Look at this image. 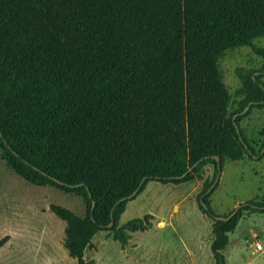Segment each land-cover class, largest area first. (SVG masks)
<instances>
[{"label": "trees", "instance_id": "1", "mask_svg": "<svg viewBox=\"0 0 264 264\" xmlns=\"http://www.w3.org/2000/svg\"><path fill=\"white\" fill-rule=\"evenodd\" d=\"M262 37L264 0H0V156L27 183L83 199L84 216L49 206L76 264H89L100 232L124 247L151 228L149 214L119 225L149 181L185 182L207 164L215 180L226 159L264 155V139L256 152L239 125L264 107V47L253 46L257 72L238 73L244 114L229 113L219 68L225 51ZM212 183L199 208L212 221L213 264H226L228 234L264 213V196L223 221Z\"/></svg>", "mask_w": 264, "mask_h": 264}, {"label": "rangeland", "instance_id": "2", "mask_svg": "<svg viewBox=\"0 0 264 264\" xmlns=\"http://www.w3.org/2000/svg\"><path fill=\"white\" fill-rule=\"evenodd\" d=\"M253 46L264 47V37L225 51L219 60L231 97L229 113L246 106L244 96L238 93L242 84L238 73L249 76L261 66L262 59ZM239 125L257 152L264 139V107L252 108ZM214 176V165L207 164L185 182L163 185L149 181L127 202L119 225L149 214L151 228L130 233L124 247L110 233L100 232L92 240L94 247L85 252V260L89 264H213L212 221L199 208L198 197ZM218 176L208 200L216 216H227L240 203L264 196V155L226 159ZM50 204H59L79 216L85 214L80 196L27 183L0 156V238L9 236L0 246V264L77 263L63 247L65 222L50 211ZM228 235L229 242L222 250L226 264H264V213L244 215ZM255 243H260L262 250H255Z\"/></svg>", "mask_w": 264, "mask_h": 264}, {"label": "water", "instance_id": "3", "mask_svg": "<svg viewBox=\"0 0 264 264\" xmlns=\"http://www.w3.org/2000/svg\"><path fill=\"white\" fill-rule=\"evenodd\" d=\"M262 102L264 103V99H263ZM250 105H251V103L249 102V103L245 106V108L240 112V114H244V113L247 111V109L249 108ZM235 117H236V116H234L233 118H235ZM213 159L217 162V167L219 168V167H220V165H219V163H218V161H219V157H218L217 155H214V156H213ZM218 178H219V176L217 175L216 179H215L214 182L211 184V186H210V188L208 189L207 192H209V191L215 186V184H216L217 181H218ZM230 217H231V214H228L227 216H216L215 218H216V219H219V220L227 221V220L230 219ZM108 226H111V223H110Z\"/></svg>", "mask_w": 264, "mask_h": 264}, {"label": "built area", "instance_id": "4", "mask_svg": "<svg viewBox=\"0 0 264 264\" xmlns=\"http://www.w3.org/2000/svg\"><path fill=\"white\" fill-rule=\"evenodd\" d=\"M255 250H262V245L260 243H255Z\"/></svg>", "mask_w": 264, "mask_h": 264}]
</instances>
